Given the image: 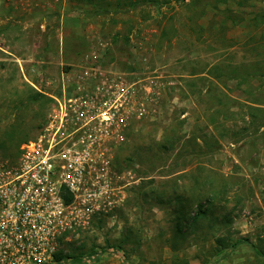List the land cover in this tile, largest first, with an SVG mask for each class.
Returning a JSON list of instances; mask_svg holds the SVG:
<instances>
[{
  "label": "rangeland",
  "instance_id": "1",
  "mask_svg": "<svg viewBox=\"0 0 264 264\" xmlns=\"http://www.w3.org/2000/svg\"><path fill=\"white\" fill-rule=\"evenodd\" d=\"M68 1L74 13L52 14L40 42L9 29L5 42L25 60L0 54V152L38 134L61 72L93 53L103 72L152 87L114 148L135 181L80 250L121 242L127 264H264V0ZM180 201L185 231L174 235ZM199 204L206 213L189 223ZM216 235L247 240L216 253ZM118 255L94 264H124Z\"/></svg>",
  "mask_w": 264,
  "mask_h": 264
},
{
  "label": "built area",
  "instance_id": "2",
  "mask_svg": "<svg viewBox=\"0 0 264 264\" xmlns=\"http://www.w3.org/2000/svg\"><path fill=\"white\" fill-rule=\"evenodd\" d=\"M94 57L82 56L45 92L52 106L38 134L16 156L0 153V264H54L96 217L121 207L135 181L131 168L117 169L114 148L152 86L103 72Z\"/></svg>",
  "mask_w": 264,
  "mask_h": 264
},
{
  "label": "crops",
  "instance_id": "3",
  "mask_svg": "<svg viewBox=\"0 0 264 264\" xmlns=\"http://www.w3.org/2000/svg\"><path fill=\"white\" fill-rule=\"evenodd\" d=\"M66 2H68V5H66ZM74 2L68 0H63L60 3H57L56 0H9L6 2L2 0L0 2V54L12 55L19 63H24L25 58L21 53L15 50L12 51L9 44L5 42L7 37L15 40V33H9V29L14 28V30L21 32H17L19 36L26 33L25 35L31 37V39L39 36L46 37L50 16L60 13L58 19L63 21L64 17L67 18L68 15L74 13L70 11L75 8L72 6ZM37 39L40 42V38Z\"/></svg>",
  "mask_w": 264,
  "mask_h": 264
},
{
  "label": "trees",
  "instance_id": "4",
  "mask_svg": "<svg viewBox=\"0 0 264 264\" xmlns=\"http://www.w3.org/2000/svg\"><path fill=\"white\" fill-rule=\"evenodd\" d=\"M92 1V0H89ZM96 1V0H93ZM130 1V6L131 8L136 7L139 4H144V3H159V0H129ZM215 2L218 3H227L229 0H214ZM238 1V0H236ZM261 22L264 23V18H262ZM39 97H44L46 100H48L49 98H47L46 96L40 94L39 92H34L31 95V99L36 100ZM50 100V99H49ZM13 135V134H11ZM129 138H130V133H128ZM24 140H20L17 145V151L14 154H5L3 152H0L1 154H3L4 156H16L18 154L19 151V145L21 143H23ZM198 206V204H197ZM206 208H203V206L201 204H199V207L197 208L196 212L194 213V215L192 217H190L189 223L195 222L198 220L199 216L201 214H205L206 213ZM179 212V214L176 215V226H175V232L174 235H180L183 234L185 229L182 227V225L180 224L181 221L187 219V209H186V205L184 203H182L181 201L179 202V208L177 210ZM116 212V210L112 213L109 214L107 216H98L94 219L92 224H100L102 222V220L106 217L108 218L110 215H114V213ZM245 241L247 240V238H241L238 237L236 238L234 241L230 242L229 239H227L224 235H216L214 237V245H213V249L215 250L216 253H220L221 251H223L224 248L228 247V246H236L238 243H240L241 241ZM82 242L83 239H80L79 242V246H77L78 251H58L55 256H54V264H94L95 262L98 261V259L100 257H104V256H110L113 254H119V251L122 250V244L121 242H118L117 244H110L108 243L107 245L101 246L100 249H96V248H92L89 250H80V248H82ZM75 249V248H74ZM257 254L260 258H262L264 260V250L259 251L257 250ZM121 256V261L124 264H127L126 262V255L123 253Z\"/></svg>",
  "mask_w": 264,
  "mask_h": 264
}]
</instances>
